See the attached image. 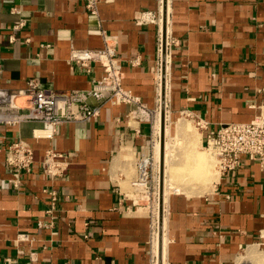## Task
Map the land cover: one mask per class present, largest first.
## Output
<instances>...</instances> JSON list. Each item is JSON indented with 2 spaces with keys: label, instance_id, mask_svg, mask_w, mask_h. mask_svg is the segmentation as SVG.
<instances>
[{
  "label": "crops",
  "instance_id": "obj_1",
  "mask_svg": "<svg viewBox=\"0 0 264 264\" xmlns=\"http://www.w3.org/2000/svg\"><path fill=\"white\" fill-rule=\"evenodd\" d=\"M104 34L122 60L124 88L142 105L106 103L96 119L63 123L52 138L32 137L40 122L0 124V264H151L158 187L151 208H137L131 181L136 157L154 160L159 139L163 43L165 121L173 123L165 135L181 132L178 118H202L207 127H197L194 140L201 148L220 123L264 111V0H101L97 14L84 0H0V81L23 86L37 77L44 88L88 87L102 68L85 72L68 62L69 48L101 47ZM16 136L40 152L53 147L76 157L55 178L37 167L17 172L3 152ZM167 172L164 189L171 186ZM45 188L59 194L48 214ZM177 188L167 197L162 261L264 264V176L255 158L217 173L207 190Z\"/></svg>",
  "mask_w": 264,
  "mask_h": 264
},
{
  "label": "built area",
  "instance_id": "obj_2",
  "mask_svg": "<svg viewBox=\"0 0 264 264\" xmlns=\"http://www.w3.org/2000/svg\"><path fill=\"white\" fill-rule=\"evenodd\" d=\"M101 0H84L85 7L97 14ZM25 23L20 20L14 28ZM104 36V44L97 48H69L67 61L74 63L85 72L94 64L102 68L103 74L92 78L85 88L56 90L44 88L37 77L25 80L23 86L7 85L0 81V124L17 126L22 122H40L32 130V137L52 138L58 127L67 122H90L100 115L106 103L123 104L140 101L130 90L124 88L122 60L116 52L111 36ZM10 41L15 40L10 36ZM112 39V40H111ZM2 66L0 65V80ZM25 97L26 104H19L18 98ZM142 105V104H141ZM193 118V117H192ZM198 127L206 128L202 118H193ZM205 148L213 155L216 172L220 175L234 170L244 157L255 158L264 176V111H259L249 121H229L206 135ZM5 163L17 172H32L37 169L49 178L65 175L76 157L75 151H60L47 147L38 151L32 143L21 136L8 140L3 148ZM151 155L140 153L135 160L136 175L131 181V198L137 208H151L157 186ZM50 196L51 205L45 211L51 213L59 199L55 188L44 189ZM158 191V190H157ZM158 199V195H157ZM51 223L37 221L38 226ZM153 258L151 264H153ZM165 264H171L165 262Z\"/></svg>",
  "mask_w": 264,
  "mask_h": 264
},
{
  "label": "rangeland",
  "instance_id": "obj_3",
  "mask_svg": "<svg viewBox=\"0 0 264 264\" xmlns=\"http://www.w3.org/2000/svg\"><path fill=\"white\" fill-rule=\"evenodd\" d=\"M165 118H166V116H165ZM174 122H176L175 124H177V125L180 123L181 125L180 124L179 125L181 127L183 126L184 128L182 127V129L185 131L180 132L182 134L179 133L176 137L170 136L168 132H166L167 135H165V133H164L165 143L167 142L169 145L168 152L169 151L171 152V154L170 153L168 154V156H169L168 160L171 161L170 164L168 163L169 164V167H168L169 173L167 172L168 173L167 178H170V176H171V180H170L171 182H169L170 183L169 185L172 184L171 186L174 185L173 187H175V186L179 187L181 185H185V186H189L191 188L194 187L193 189H197L198 191L207 190V188L211 187L212 180L216 177V174H217L216 169H215L214 157L205 147L199 148L197 141L196 142L191 141V140H195L194 136H196L198 134V131H199L197 128L198 126L196 125V123L192 117L183 116L181 118H178ZM184 122H186V123H184ZM187 122H188V124H187ZM170 123L173 124L172 122H170V120L168 118L167 121H165V124H167L169 126ZM184 124H186V125H184ZM168 126H167V128H169ZM165 131H166V126H165ZM183 134H185V135H183ZM187 137H189V138H187ZM157 140L159 141V139H157ZM171 150H173V151H171ZM197 155H198V157H197ZM199 155H200V157H199ZM191 156H195L194 159H192ZM188 157H189V159H188ZM196 159H199L200 161L196 160ZM194 162L198 163L196 165H200L202 163V165H201L203 167L202 169L205 171L200 169L201 168L200 166L196 167V169H195L194 167L196 165L194 166V164H195ZM190 165H191V167H190ZM186 167H188V168H186ZM154 168H155V173L157 174V175L155 174L157 176L156 177V181H157L158 180V170H157L158 168L156 167L155 160H154ZM198 168L200 170L197 171ZM204 168H206V169H204ZM169 169H171V170H169ZM176 169H178L179 171ZM200 171H201V173L202 172L203 173L201 174ZM199 173L201 175H199ZM190 176H191V178H189ZM180 179H182V180H180ZM157 186H158V183H157ZM181 190H183V189H181ZM157 195H158V193H157ZM158 203H159V198H158ZM157 213H158V211H157ZM153 259H154V254H153ZM165 262H167V261L165 260Z\"/></svg>",
  "mask_w": 264,
  "mask_h": 264
},
{
  "label": "bare ground",
  "instance_id": "obj_4",
  "mask_svg": "<svg viewBox=\"0 0 264 264\" xmlns=\"http://www.w3.org/2000/svg\"><path fill=\"white\" fill-rule=\"evenodd\" d=\"M166 100V99H165ZM157 116H156V131H157V134H159V132H160V122H161V114H160V111H158L157 110ZM180 120V119H179ZM176 123V122H175ZM184 123H186V122H184ZM180 124V123H179ZM178 124V128H179V126L181 125H179ZM187 124H188V122H187ZM177 125V124H176ZM183 125V124H182ZM184 125H186V124H184ZM169 127V126H168ZM183 127V126H182ZM186 127V126H185ZM180 128H181V126H180ZM184 128V127H183ZM171 129V128H170ZM177 129V128H176ZM174 130H175V128H174ZM181 130V132H183L182 130L183 129H180ZM179 130V131H180ZM166 131H167V126H166ZM172 131V130H171ZM179 131H177V132H179ZM185 131V130H184ZM175 132V131H174ZM176 132V133H177ZM164 133H165V126H164ZM175 133V134H176ZM182 134V133H181ZM183 135H185V134H183ZM195 137V136H194ZM199 137V136H198ZM178 138V137H177ZM191 141H194V140H191ZM190 142V141H189ZM182 143V142H181ZM195 144V143H194ZM168 150H169V145H168V143L166 142H164V145H163V155H164V157H166V159H164V172H166L167 171V169H168V167H167V155H168ZM171 151H173V150H171ZM169 153H171L170 151H169ZM153 157H154V160H155V162H156V167L158 168V164H159V157H160V142L157 140V138H156V140H155V143H154V154H153ZM197 157H198V155H197ZM199 157H200V155H199ZM205 157V156H204ZM188 159H189V157H188ZM202 159V158H201ZM154 160H153V163H154ZM196 160H199V159H196ZM200 161V160H199ZM202 161V160H201ZM165 162H166V166H165ZM195 163V162H194ZM193 163V164H194ZM200 163V162H199ZM190 164V163H189ZM196 164H198V163H195L194 164V166L196 165ZM187 165V164H186ZM202 165V163L200 164V165H196L194 168L196 169V167H198V166H200L201 168L200 169H202L203 167L201 166ZM204 165V164H203ZM175 166V165H174ZM190 167H191V165H190ZM205 167V166H204ZM171 168V167H170ZM174 168V167H173ZM172 168V169H173ZM186 168H188V167H186ZM184 169V168H183ZM199 168L197 169V171L198 170H200ZM204 169H206V168H204ZM158 170V169H157ZM169 170H171V169H169ZM175 170V169H174ZM176 170H178V169H176ZM191 170V169H190ZM203 170V169H202ZM179 171V170H178ZM184 171V170H183ZM203 171H205V170H203ZM175 172V171H174ZM176 173V172H175ZM189 173V172H188ZM197 173V172H196ZM200 173H201V171H200ZM199 173V175H201ZM198 175V174H197ZM217 175V174H216ZM195 176V175H194ZM168 177V176H167ZM170 178H171V176H170ZM169 178V179H170ZM189 178H191V176L189 177ZM164 180H165V178H164ZM180 180H182V179H180ZM166 182V181H165ZM167 182H169V181H167ZM179 182V181H178ZM181 182V181H180ZM166 184V183H165ZM172 185V184H171ZM174 186V185H173ZM173 186H166L165 185V189L163 190L164 191V197H163V199H162V207L164 206V214H163V212H162V217H161V227H162V231L164 232V228H165V221H166V215H165V208H166V203H167V197H168V194H169V192L171 191V190H175V189H178L177 188V186H175V187H173ZM156 193H158V192H156ZM158 200V199H157ZM156 200V201H157ZM155 203V202H154ZM153 203V204H154ZM158 206H159V204H158V202L156 203V207H155V218H153L154 219V221H153V224H154V228H153V234H152V250H153V254H154V260H153V264H165V261H162V258H161V261L160 262H158V259H157V257H158V232L156 231V223H157V221H158V213H157V211H158ZM163 210V209H162ZM166 238V237H165ZM162 244L164 245V243L166 242L165 240H164V238L162 237ZM162 244H161V251H162ZM164 248V247H163ZM163 254H164V250H163ZM245 254H241L240 255V257L239 258H242V256H244ZM250 256V255H249ZM248 256V257H249ZM165 257V256H164ZM239 261V260H238ZM246 261V260H245ZM241 264V263H240Z\"/></svg>",
  "mask_w": 264,
  "mask_h": 264
},
{
  "label": "water",
  "instance_id": "obj_5",
  "mask_svg": "<svg viewBox=\"0 0 264 264\" xmlns=\"http://www.w3.org/2000/svg\"><path fill=\"white\" fill-rule=\"evenodd\" d=\"M166 46L163 43L162 46V67H161V77H160V132H159V142H160V157L158 166V262L161 261V244H162V227H161V217H162V199L164 190V155H163V145H164V126H165V98H166Z\"/></svg>",
  "mask_w": 264,
  "mask_h": 264
}]
</instances>
